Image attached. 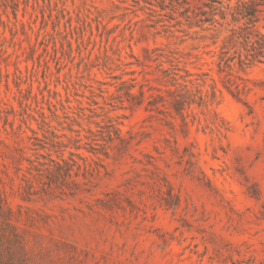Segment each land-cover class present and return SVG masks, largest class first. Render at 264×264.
Here are the masks:
<instances>
[{
  "label": "rangeland",
  "instance_id": "374dc122",
  "mask_svg": "<svg viewBox=\"0 0 264 264\" xmlns=\"http://www.w3.org/2000/svg\"><path fill=\"white\" fill-rule=\"evenodd\" d=\"M16 1L0 264H264V61L219 66L233 29L264 33L260 0L210 30L179 0Z\"/></svg>",
  "mask_w": 264,
  "mask_h": 264
},
{
  "label": "trees",
  "instance_id": "16d2710c",
  "mask_svg": "<svg viewBox=\"0 0 264 264\" xmlns=\"http://www.w3.org/2000/svg\"><path fill=\"white\" fill-rule=\"evenodd\" d=\"M178 1V0H177ZM202 0H179V4L183 5L184 11L182 12V16H184L187 21H189L190 27H199L202 30H210L211 27L207 26L213 25L217 19L216 16L220 15L222 19L226 18L225 14V8H230V3H228L226 6L224 5V0H205L201 2V5L199 4ZM230 1V0H228ZM255 1V0H254ZM253 1V2H254ZM254 5H264V0H260V2L254 4ZM12 8V14L14 18L16 19L15 23L10 24L5 22L2 19V11L9 17L8 13V7ZM18 7L19 2L16 0H0V22L3 25V27L6 29V27L9 28L10 32L12 33V38L14 37L16 33V24L18 22L17 16H18ZM198 11V12H196ZM257 10H250L245 16H254V13ZM193 13V16L190 15V13ZM236 16L233 15V18L235 19ZM237 19H235L236 21ZM10 22V21H9ZM20 23L25 26V22L20 21ZM4 32L0 31V40H6L5 36H2ZM203 38H207V36H203ZM213 44H217V38L212 35L211 37ZM238 47H240L244 50H246V59L252 60V61H264V33L258 30H253L251 26H246L245 28H242L241 30L233 29L232 32L225 37L223 40V45L221 47L220 56H219V66L222 68L223 64L226 66H230V62L232 59H235V56L232 57L230 55V51L235 48L238 50ZM237 50L235 51L237 53ZM240 53V50H239ZM242 53V52H241ZM0 57H3L4 61H8L10 58V55L7 54V51L1 48L0 45ZM242 57V54H240V58ZM175 62H180L179 58H175ZM241 61L242 58H241ZM174 62V61H172ZM16 73H19L18 76L21 77L22 70L19 67H16ZM191 75L190 73H188ZM190 82H193L191 79ZM56 94H58L57 91H55Z\"/></svg>",
  "mask_w": 264,
  "mask_h": 264
}]
</instances>
